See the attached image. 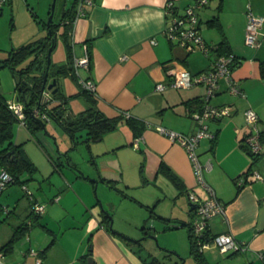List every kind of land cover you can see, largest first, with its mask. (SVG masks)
Masks as SVG:
<instances>
[{
  "label": "crops",
  "instance_id": "1",
  "mask_svg": "<svg viewBox=\"0 0 264 264\" xmlns=\"http://www.w3.org/2000/svg\"><path fill=\"white\" fill-rule=\"evenodd\" d=\"M166 1L93 0L85 7V14L76 20L72 56L82 58L85 50L89 52V66L77 68L81 76L95 83V94L89 103L108 117L127 111L130 119L122 115L114 128L98 139L85 141V130L76 134L77 143L85 144V154L89 156V162H85L96 167V171L91 165L83 168L84 176L66 163L79 167V162L72 160L67 150V147L76 149V145L67 142L54 145L43 136L42 128L30 133L25 126L28 137L14 142L22 144L24 153L36 166V174L30 179L38 182V190L37 193L29 191L25 181L30 176L23 172L19 179L22 185L25 183L32 200L25 195L26 191L20 196L21 183L16 187L11 185L16 182L10 183L4 193L1 191L0 203L8 212L0 225L6 232L5 239L10 238L19 224L30 223L32 201L42 204L44 211L13 244L11 252L4 255L3 263L89 264L90 256L91 264H144L137 245L127 243L102 223V208L109 213L104 208L109 200L103 198V191L110 183L105 180H111L121 200L131 202L140 210L143 223L145 207H152L156 214L155 209L158 211L166 200L170 202V211L162 214L166 216L156 214L169 220L164 223H171L170 218L177 217V211L181 210L187 217L185 223H190L194 207L187 193L193 191L205 198L207 192L197 183L184 148L158 133L155 126L194 132L197 124L189 116L186 101L204 99L205 86L167 87L158 91L155 85L169 80L168 69L173 62L195 74L207 70L215 56L213 50L207 56L197 51L187 53L167 39L164 34ZM172 1L181 10L193 0ZM214 1L212 7L198 13L200 33L210 46H216L222 39L227 41L231 53L238 58L231 75L243 95L230 94L226 82L219 80L218 90L207 102L229 103L235 110L228 117L206 121L215 138L200 139L197 154L201 162L210 160L211 167L204 171L203 177L225 207V218L215 215L209 219V235L231 232L247 249L244 253H221L215 245H210L202 253L208 264H264L258 257L259 252H264V180H245L249 168L264 176L261 168L264 164L259 163L264 154L257 164L251 165L250 157L240 147L247 134L245 109L252 108L258 115L259 128H264V76L260 73V62L264 61V25L257 32V46L250 47L244 41L247 7L252 13L264 16V0H222L220 11L216 10L218 0H209L207 4ZM12 2L9 0L8 4L11 6ZM214 15H217V24L208 25L207 21ZM45 104L47 109L53 107L49 101ZM65 109L70 116L83 110L68 106ZM49 133L56 135L55 141L57 136L64 138L55 131ZM126 161L138 163L136 186L138 191L143 190L140 196L128 194L131 184L122 177ZM121 182L124 186L120 188ZM149 184H154L155 189L148 190ZM96 193L102 208L95 200ZM110 201L111 209H115L116 204ZM116 229L125 233L121 228Z\"/></svg>",
  "mask_w": 264,
  "mask_h": 264
},
{
  "label": "built area",
  "instance_id": "2",
  "mask_svg": "<svg viewBox=\"0 0 264 264\" xmlns=\"http://www.w3.org/2000/svg\"><path fill=\"white\" fill-rule=\"evenodd\" d=\"M209 0H193L191 3L185 5L182 10L174 8V2L167 0L165 3V17L166 26L164 34L167 39L184 49L188 53L200 51L203 55L207 56L212 49L203 39L200 33V21L198 17L197 9L205 6ZM8 0H0V5L7 3ZM93 0H78L76 5L75 17L72 21L74 27L76 20L85 14V7L91 5ZM247 22L245 25V44L250 47H255L258 44L257 32L264 25V16L256 15L252 13L250 7L246 10ZM73 28L70 33L72 39ZM73 42V41H72ZM124 58V57H123ZM237 63V58L234 54H222L214 57L211 65L207 70L199 73L192 74L184 66L176 63H171L168 69L169 80L167 82L159 81L155 85V89L162 91L167 87H173L176 89H187L196 84H202L205 86L204 104L201 111L189 112V116L196 122L197 127L192 133H184L173 129L166 128L164 126L156 125L155 129L161 135L167 137L170 141L176 142L181 145L193 168L196 181L199 185L205 188L207 195L205 198H201L195 192L191 191L187 193L189 202L194 207V214L190 221V227L192 232L197 237L200 250L215 245L221 253H244L247 246L241 241L237 240L231 232H224L215 234L213 236L208 235V240L201 241L203 235L208 232L209 219L215 215H221L225 218L224 204L215 196L213 190L204 180L203 173L205 170H209L211 167L210 160L201 162L197 154V146L202 138L212 139L214 137L206 124V121L210 118L221 119L230 116L235 107L232 104L211 105L207 101L219 88V80L223 79L227 85V91L232 95H243V91L238 84L232 78L233 67ZM74 74L78 85L89 92L95 94V83L90 79L83 77L79 74L77 68L89 66V53L88 50L84 51L82 58L73 57ZM49 90L42 92V100L47 99ZM8 108L17 117L19 124L25 126V114L24 104L22 101L16 98V101L8 102ZM32 114L44 121H50L51 118L46 111L40 108H32ZM124 117H128L127 111H122ZM244 120L247 128V134L245 142L249 149L254 153H259L264 150L260 140V128L258 126V115L252 108L244 110ZM134 147L137 144L134 143ZM264 180V176L256 171L246 174L245 180ZM12 181V176L8 170L1 168L0 170V193L1 191ZM238 184L241 181H237ZM27 197L32 200L30 192L25 188ZM31 211L36 214H41L44 211L42 204L34 203L32 201ZM4 257V254L0 252V263ZM258 257L264 261V252H259ZM39 263V261H37Z\"/></svg>",
  "mask_w": 264,
  "mask_h": 264
},
{
  "label": "trees",
  "instance_id": "3",
  "mask_svg": "<svg viewBox=\"0 0 264 264\" xmlns=\"http://www.w3.org/2000/svg\"><path fill=\"white\" fill-rule=\"evenodd\" d=\"M77 2L78 0H73L69 7L62 9L58 22H53L52 20L48 27H46L44 23V28L47 32L45 36L33 41H29L27 43H23L16 47H11L4 52L0 51V54L2 55L0 58V67L7 66L11 70V73L15 79V87L17 90L16 98L22 101L24 104L26 128L30 131V133H34L35 130L42 128V124L39 121V118L34 117L32 114V108H40L41 110L46 111L51 120L58 124L64 130V132L69 135L75 145L78 141V136L76 135L78 132L82 130L86 131L85 141H87L88 139H98L104 132L112 130L116 122L123 115L122 113L113 117L104 115L102 111L98 110L94 105L89 103L90 99L93 97V93L82 89L79 85L78 86L80 87V92L77 93V95H81L83 97V100L85 102H88V106L85 109L81 110L77 115L70 116L65 113V108H67L68 101L67 98L63 96L59 97V87L58 90L54 94H52V98L57 100V103L54 104L53 107L47 109L45 108L46 102H42L43 95L41 87L43 83V76L47 68L46 52L48 47L51 45L52 39L54 40L52 50L54 49L57 38L61 37L63 39L66 48V60L64 63L57 66L53 65L50 60V64L48 67V78L50 79L55 77L56 80H58L60 76L70 74L76 80L74 67L71 65V63L73 62L72 48L67 43V39L68 37H70V33L73 28L72 21L75 17ZM221 6L222 0H218L216 10L220 11ZM174 8H178L175 3ZM217 22V15H214L207 21V24L214 25L217 24ZM48 30H50V32H48ZM211 47L213 49L214 56L231 53L228 43L225 39H222L216 46ZM260 73L262 76H264V61L260 62ZM203 104V98H190L186 101L189 112L201 111L203 108ZM127 119L130 118L128 117ZM16 121H18L17 117L8 108L7 101L3 94L0 92V166L8 170L11 174V183H23V181L19 179V175L23 172H26L30 176L29 178H32V176L36 173L37 168L24 153L22 144H16L14 142L13 125ZM42 121L44 124L45 121ZM259 133L262 146H264V128H260ZM245 137L246 135L242 138L240 147L250 157L251 165H255L261 158L262 154H264V150L259 153L252 152L245 142ZM214 138L215 135L212 140H214ZM54 165L58 166L56 162H54ZM253 171L255 170L249 168L246 174ZM170 177L173 179L171 175ZM105 181L107 183H110L109 185L112 184L111 180ZM145 208L152 214V216L154 215L159 220H162L163 222L169 221L168 219H164L154 214L152 207L146 206ZM30 214V223H21L13 229L10 238L0 246L1 253H3L4 255L10 253L13 248V244L25 234L32 221H37L38 217L40 216V214L33 213L32 211ZM109 215V213L105 214L103 212L102 223H104L107 230L111 231L109 229ZM7 216L8 212L0 203V225L6 220ZM182 226H186L188 230L187 237L189 243V257L195 262V264H208L205 260L202 250H200L198 239L192 232L190 223H183ZM148 233V230L143 227V236L147 237ZM208 235L209 233L206 232L203 235L201 241L208 240ZM126 242L129 244L137 245V252L144 264H184L185 262L182 256L173 254L169 251L164 252L162 259L152 255L150 252H147L146 255L142 256L141 249H144V247L142 246L141 239L138 242Z\"/></svg>",
  "mask_w": 264,
  "mask_h": 264
},
{
  "label": "rangeland",
  "instance_id": "4",
  "mask_svg": "<svg viewBox=\"0 0 264 264\" xmlns=\"http://www.w3.org/2000/svg\"><path fill=\"white\" fill-rule=\"evenodd\" d=\"M72 1L73 0H56L52 18L53 22H58L62 8L67 6L69 7ZM214 3L215 1L198 8L197 12L200 13V11H204L206 8L208 9V7H212ZM50 4L51 0H13L11 6L8 4V2L0 5V34H3V37L0 39V49L5 48L4 50H7L11 47H16L20 44L27 43L29 41H33L45 36L47 32L44 28V23H46L49 15L48 11L50 8ZM182 9L183 7L181 8V10ZM203 21H205L204 18ZM67 43L72 48L73 43L71 37H68ZM65 49L66 48L63 39L61 37H58L54 49L50 54V60L53 65L57 66L59 65V63L61 64L62 62H65ZM197 52L200 53V55L202 54L200 51ZM81 72L83 71L81 70ZM57 87H59V97L63 96L67 98L68 108L81 110L85 107L86 102L83 100L81 95H77V93L80 92V87L78 86L73 76H71L70 74L60 76L57 81ZM0 89L6 101H16L17 90L15 87V79L11 73V70L7 66L0 67ZM49 94L50 95H47V99L44 102L47 103L49 101L50 105H54L55 103H57V100L52 98L53 95L51 94V92ZM43 96L45 97L44 94ZM44 124L45 128L41 129V132L43 133V136L51 141L54 145L60 142H65V144L70 143L73 146L75 145L69 135L65 133L64 130L53 120L45 121ZM45 129H47L48 132ZM52 131H55L59 136L63 135L64 138L59 139L57 136L55 141L54 137H56V135H54L53 133H49ZM13 132L14 139H17L19 141H24L29 135L25 126L19 124L18 121H16L13 125ZM25 143L27 142L25 141L24 144ZM85 149V144L82 141L76 144V149L67 147L68 154H70L69 156L72 158V160H77L79 162L77 163L79 167H76V173L81 176H84L82 171L83 168L88 165H91V167L96 171V167L93 163H86L89 160V156L85 154ZM259 163L264 164V157H262ZM261 168L264 169V165H262ZM122 171V177L126 181H128L129 184H131V188L128 194H132L134 197L140 196L139 192L143 190H141L142 188H140V190L138 191L139 188L137 189L136 186L137 181H139L138 163L127 162L125 163V167L122 166ZM160 179L159 182H161ZM25 182L29 191L37 193L38 182L33 181L30 178L26 179ZM17 184L19 186L18 182L11 185L16 187ZM157 184L159 185V183ZM24 185L25 183L23 185L21 183L22 188L18 187L20 196H22V191L25 192ZM121 186H124L122 182L120 183V188ZM109 187L107 186V188H105V192L103 191V198L109 200L107 201V205L104 204V208L110 213V217L112 219V228L114 230L122 233L121 231L116 229L121 228L123 232H125L122 233L123 235L134 239L140 238L142 246L144 247V249H141V253L143 255H146L147 252H150L152 255L162 259L164 252L172 251L176 252L178 255L184 258V264H195V262L189 257L188 254V230L186 226H182V224L185 223L187 217L185 216V214H182L183 210L177 211V217H172L174 219L169 217L171 220V223L169 224L164 223L154 215L152 216L149 211L146 210V212L144 210L146 219L143 223V215L140 210H138V208L131 202L121 200V197L117 195V192H115V187L113 184L109 185ZM148 187V190L155 189L154 184H149ZM2 192L4 193V189ZM97 193L96 195H94L95 200H98ZM3 195L1 196V198H3ZM110 200H113V203L116 204L115 209H111ZM168 203L170 202H168L167 200L163 201L162 204L158 207V211L157 209H155L156 214H167L170 211V205H168ZM143 227H145L149 232L147 237H144L142 234ZM5 238L6 232L0 228V246L7 240ZM5 263L6 262L3 263V261H1L0 264Z\"/></svg>",
  "mask_w": 264,
  "mask_h": 264
},
{
  "label": "water",
  "instance_id": "5",
  "mask_svg": "<svg viewBox=\"0 0 264 264\" xmlns=\"http://www.w3.org/2000/svg\"><path fill=\"white\" fill-rule=\"evenodd\" d=\"M55 4H56V0H51L50 9H49V15H48L47 21L45 23L46 27H48L49 24L52 21L54 9H55ZM48 32H50V30H48ZM53 45H54V40L52 39L51 40V45L48 47L47 52H46V55H47V57H46V67L47 68H46V71H45L44 76H43V83H42V87H41V91L42 92L44 90H49L51 92V94H54L58 90V87L56 86V83H57L56 78L55 77L51 78L50 82H49L50 79L48 78V67H49V64H50V54H51V50H52ZM39 121L42 124V129H44L43 121L41 119H39ZM66 163H67V165H69L71 168H73L76 171V166L74 165V163H71L69 161H67ZM92 180L95 182L94 179H92ZM96 201L98 202L99 206H101V208H102L101 203L98 200H96ZM102 211L105 214H108V212L105 211L103 208H102ZM109 219H110V221H109V229L112 232H114L116 235H118L119 237H121L122 239H124L126 241L138 242L140 240V238H136V239L130 238V237H127V236L123 235L120 232L115 231L112 228V219H111L110 215H109ZM171 253L177 254L176 252H172V251H171ZM87 260H88L89 264H91V260L92 259H91L90 256L87 258Z\"/></svg>",
  "mask_w": 264,
  "mask_h": 264
}]
</instances>
